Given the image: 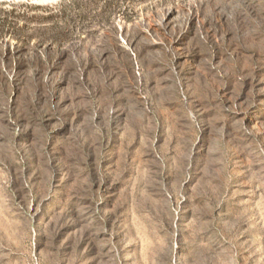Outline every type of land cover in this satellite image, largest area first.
I'll return each instance as SVG.
<instances>
[{"label":"rangeland","instance_id":"rangeland-1","mask_svg":"<svg viewBox=\"0 0 264 264\" xmlns=\"http://www.w3.org/2000/svg\"><path fill=\"white\" fill-rule=\"evenodd\" d=\"M0 264H264V0H0Z\"/></svg>","mask_w":264,"mask_h":264}]
</instances>
